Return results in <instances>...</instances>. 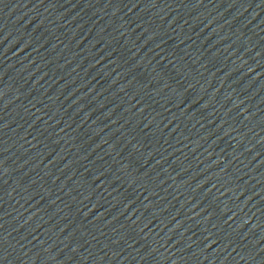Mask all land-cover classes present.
Returning <instances> with one entry per match:
<instances>
[{"label": "water", "instance_id": "water-1", "mask_svg": "<svg viewBox=\"0 0 264 264\" xmlns=\"http://www.w3.org/2000/svg\"><path fill=\"white\" fill-rule=\"evenodd\" d=\"M0 264H264V0H0Z\"/></svg>", "mask_w": 264, "mask_h": 264}]
</instances>
